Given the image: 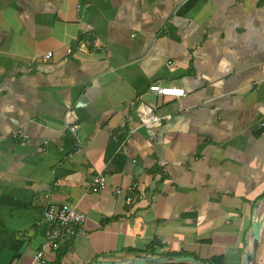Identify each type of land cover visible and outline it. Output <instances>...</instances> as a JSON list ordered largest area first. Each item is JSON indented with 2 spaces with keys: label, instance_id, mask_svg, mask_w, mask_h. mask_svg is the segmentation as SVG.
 Returning a JSON list of instances; mask_svg holds the SVG:
<instances>
[{
  "label": "crops",
  "instance_id": "1",
  "mask_svg": "<svg viewBox=\"0 0 264 264\" xmlns=\"http://www.w3.org/2000/svg\"><path fill=\"white\" fill-rule=\"evenodd\" d=\"M49 202L87 216L59 263ZM259 219L264 0H0V264H243Z\"/></svg>",
  "mask_w": 264,
  "mask_h": 264
},
{
  "label": "built area",
  "instance_id": "2",
  "mask_svg": "<svg viewBox=\"0 0 264 264\" xmlns=\"http://www.w3.org/2000/svg\"><path fill=\"white\" fill-rule=\"evenodd\" d=\"M88 43H93L92 40H88ZM53 52L49 51L44 54V58L48 59L52 57ZM150 89L157 92L158 94H173L183 95L185 93L182 88H167L157 84L151 85ZM142 110L139 112V119L143 125L147 127L159 124L162 118L152 113V108L148 105H143ZM72 133L76 134L77 126H70ZM106 178L104 174L100 173L90 184L89 188L92 190L97 189L100 186H104ZM137 184L134 183L128 188L132 191L137 190ZM117 192L120 191L118 188ZM138 196L142 197L140 193ZM128 203H132L135 198L133 196H127ZM43 217L45 222L49 225L50 230L46 237V240L42 244L41 250L37 254V258L41 259L44 251L50 248H58L65 245L69 240L79 234L86 232L85 224L87 220L86 214L80 210L76 205L71 203H63L56 205L53 202H49L43 210Z\"/></svg>",
  "mask_w": 264,
  "mask_h": 264
},
{
  "label": "water",
  "instance_id": "3",
  "mask_svg": "<svg viewBox=\"0 0 264 264\" xmlns=\"http://www.w3.org/2000/svg\"><path fill=\"white\" fill-rule=\"evenodd\" d=\"M263 224H264V219L255 220V222L253 223L252 247L250 250H248L245 253L243 264H252V260L254 258L256 248H257V245L260 240L261 233H262ZM165 259L166 258L155 257L152 255H140V256H133V257L124 258L120 260H108V261H102V262L90 263V264H146V263H151V262L164 261ZM171 259L189 260L193 262L194 264H199V262L192 256H181V257L175 256V257H171Z\"/></svg>",
  "mask_w": 264,
  "mask_h": 264
},
{
  "label": "trees",
  "instance_id": "4",
  "mask_svg": "<svg viewBox=\"0 0 264 264\" xmlns=\"http://www.w3.org/2000/svg\"><path fill=\"white\" fill-rule=\"evenodd\" d=\"M117 147H118V142H116V143H114V149L116 150L117 149ZM115 150L113 151L114 153H115ZM112 152V151H111ZM112 152V153H113ZM112 153H110V155H112ZM121 157L118 155V154H115V156H113V159H112V161L113 160H118V159H120ZM66 247H60L59 249H58V253H57V263H59L60 261H61V259L63 258V256L66 254Z\"/></svg>",
  "mask_w": 264,
  "mask_h": 264
}]
</instances>
